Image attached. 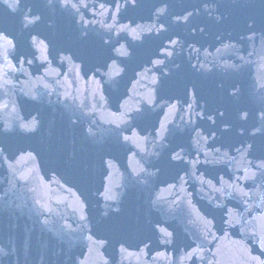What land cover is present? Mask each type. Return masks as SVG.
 I'll return each mask as SVG.
<instances>
[{
	"label": "water",
	"instance_id": "95a60500",
	"mask_svg": "<svg viewBox=\"0 0 264 264\" xmlns=\"http://www.w3.org/2000/svg\"><path fill=\"white\" fill-rule=\"evenodd\" d=\"M0 264H264V0H0Z\"/></svg>",
	"mask_w": 264,
	"mask_h": 264
}]
</instances>
